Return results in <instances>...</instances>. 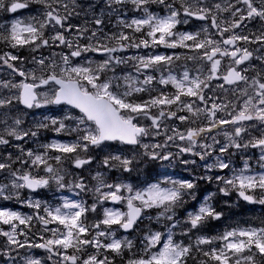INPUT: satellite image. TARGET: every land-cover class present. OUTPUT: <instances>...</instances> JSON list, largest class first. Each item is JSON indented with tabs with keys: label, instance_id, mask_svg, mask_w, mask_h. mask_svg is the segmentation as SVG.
<instances>
[{
	"label": "snow or ice",
	"instance_id": "obj_1",
	"mask_svg": "<svg viewBox=\"0 0 264 264\" xmlns=\"http://www.w3.org/2000/svg\"><path fill=\"white\" fill-rule=\"evenodd\" d=\"M0 13V200L30 210L0 206V264H264V219L206 231L233 195L264 207V0Z\"/></svg>",
	"mask_w": 264,
	"mask_h": 264
},
{
	"label": "trees",
	"instance_id": "obj_2",
	"mask_svg": "<svg viewBox=\"0 0 264 264\" xmlns=\"http://www.w3.org/2000/svg\"><path fill=\"white\" fill-rule=\"evenodd\" d=\"M205 187V184H203ZM205 188H203L204 191ZM212 191L213 188H210ZM232 197H235L233 195ZM232 207H226L222 204H218V207H222L225 212V218L220 221H212L206 231L208 234L212 235L216 232H222L225 229V226L228 224L236 225L240 224L241 226H244L245 224H258L260 219H264V211L257 212L256 208L249 207L243 203L237 202L239 206L233 205V198H231Z\"/></svg>",
	"mask_w": 264,
	"mask_h": 264
},
{
	"label": "rangeland",
	"instance_id": "obj_3",
	"mask_svg": "<svg viewBox=\"0 0 264 264\" xmlns=\"http://www.w3.org/2000/svg\"><path fill=\"white\" fill-rule=\"evenodd\" d=\"M26 14H27V13H26ZM26 14H25V15H26ZM12 15H13V14L1 13V14H0V21H2V20H4V19H11ZM189 28H191V27H189ZM181 29H184V27L181 26ZM187 30H189V29H187ZM189 31H194V30H189ZM161 50H164V49H161ZM167 51L171 52V50H167ZM57 112H58V108L52 107L51 109H36L34 112H31V113H34L36 118H41V114H44V115H52V114L57 113ZM31 113H30V115L27 117V121H26L27 124H31V123H32V119H33V117H32V115H31ZM40 139H41V140H44V141H50V140H52V139H67V138H66V137H58V136H56V135H55L54 133H52V132H42V135H41ZM33 146H34V145H33ZM101 155H102V154H101ZM99 158H100V157L98 156L97 159H99ZM69 167H71V166L69 165ZM96 167H97L96 163H93V164H92V169H93L92 174H93V175L95 174V169H96ZM140 167H141V175H140V179L143 180V179L146 178L145 170H144V167L146 168V166H145V165H141ZM157 169H161V168H159V167L157 166ZM172 169H173V168H168L167 171L170 173V172L172 171ZM161 171H163V169H161ZM84 175L87 176L88 173L85 172ZM134 175H135V174H134ZM89 180H90V176H89ZM22 194H25V195H26L27 193H26V191H25V193H22ZM69 195H70V194H69ZM51 196H52V193L41 192L38 198H41V199H48V198L51 197ZM87 199H88L89 202H90V201H91V196L87 197ZM7 202L10 203L13 207H15V209H21V208H22L19 204L15 203L14 201H2V200H0V206L3 205V204H6V205H7ZM193 203H194V202H193ZM193 203H192V204H193ZM18 205H19V207H18ZM105 207H115V206H110L109 204H106ZM117 207H118V206H117ZM261 208H263V207L261 206ZM22 211H23V212H28V211H30V210L27 209V208H23ZM146 223H147V221H146Z\"/></svg>",
	"mask_w": 264,
	"mask_h": 264
},
{
	"label": "flooded vegetation",
	"instance_id": "obj_4",
	"mask_svg": "<svg viewBox=\"0 0 264 264\" xmlns=\"http://www.w3.org/2000/svg\"><path fill=\"white\" fill-rule=\"evenodd\" d=\"M26 13V12H25ZM24 13V14H25ZM1 14V13H0ZM196 29H194V31H195ZM161 49H163V48H161ZM161 49H159V51H161V52H164V51H166L165 49L164 50H161ZM181 51H183V50H181ZM27 53H25V55H26Z\"/></svg>",
	"mask_w": 264,
	"mask_h": 264
},
{
	"label": "bare ground",
	"instance_id": "obj_5",
	"mask_svg": "<svg viewBox=\"0 0 264 264\" xmlns=\"http://www.w3.org/2000/svg\"><path fill=\"white\" fill-rule=\"evenodd\" d=\"M144 170H147V169L144 167Z\"/></svg>",
	"mask_w": 264,
	"mask_h": 264
}]
</instances>
